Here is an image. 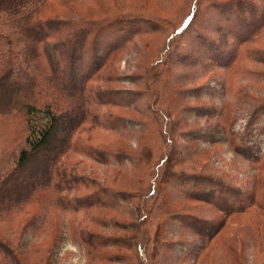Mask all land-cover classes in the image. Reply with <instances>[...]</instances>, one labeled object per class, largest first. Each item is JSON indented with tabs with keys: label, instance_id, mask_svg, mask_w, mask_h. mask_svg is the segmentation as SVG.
<instances>
[{
	"label": "rangeland",
	"instance_id": "374dc122",
	"mask_svg": "<svg viewBox=\"0 0 264 264\" xmlns=\"http://www.w3.org/2000/svg\"><path fill=\"white\" fill-rule=\"evenodd\" d=\"M211 1L50 2L46 14L59 2L85 21H131L100 32L107 65L89 88L120 92L122 103L92 105L74 135L62 163L64 179L77 184L61 193L68 207L49 197L0 220V235L23 264H264V26L243 43L228 36L227 65L200 55L195 65L177 61L154 76L172 47L179 55L194 48V28L219 36L215 18H206ZM194 8L188 36L172 38ZM163 75L175 101L155 100ZM22 118L0 121V154L22 143ZM92 146L101 161L82 151ZM168 155L173 166L163 167ZM193 176L212 177L205 183L213 182L215 196L196 197ZM89 194L106 204L74 208ZM0 264H7L1 254Z\"/></svg>",
	"mask_w": 264,
	"mask_h": 264
},
{
	"label": "trees",
	"instance_id": "16d2710c",
	"mask_svg": "<svg viewBox=\"0 0 264 264\" xmlns=\"http://www.w3.org/2000/svg\"><path fill=\"white\" fill-rule=\"evenodd\" d=\"M51 1L0 0V121L9 123L13 116L21 114L25 130L22 143H18L14 151L0 154V220L33 201L40 203L49 197L52 203L68 207L61 193L77 184L75 180L64 179L62 163L66 154L73 150L74 135L92 115V105L122 103L115 96L120 92L94 91L89 88V81L97 79L96 75L107 65L108 53L101 56L98 48L102 44L100 32L108 26L128 24L131 19L121 16L85 21L80 18L83 11L59 2L60 8L51 9L53 15L46 14L45 9ZM210 7L211 15L206 18H215L217 24L212 34L219 36L214 38L194 28L197 32L194 48L179 55L172 47L165 58V67L154 72V76H161L168 71V65L177 61L195 65L200 55H206L202 63L213 59L215 65H227L230 44L224 43H228V36L233 37V43H243L264 26V2L212 0ZM194 15L195 8L186 15L172 38L188 36ZM165 78L158 82L161 87L155 90V100L164 95L175 101L176 88L167 91L170 85ZM243 140L250 142L252 139ZM82 151L94 160L103 159L93 146ZM109 154L106 150L107 157ZM172 160L168 155L162 160L163 167H172ZM81 177L78 179L86 180ZM192 179L191 188L199 199H205L208 194L214 197L218 192L213 182L205 183L212 177L193 176ZM74 200L77 202L74 208L106 204H97L98 198L91 194ZM110 204L114 203L107 202V206ZM201 220L200 216L193 219L196 229L201 228ZM80 238L86 241L84 234ZM6 240L0 235L2 260L7 264H23Z\"/></svg>",
	"mask_w": 264,
	"mask_h": 264
}]
</instances>
